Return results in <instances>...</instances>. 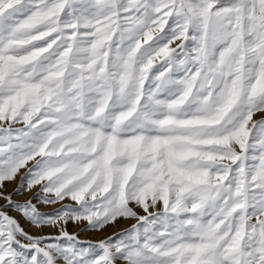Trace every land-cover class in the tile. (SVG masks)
Wrapping results in <instances>:
<instances>
[{
    "label": "snow or ice",
    "instance_id": "1",
    "mask_svg": "<svg viewBox=\"0 0 264 264\" xmlns=\"http://www.w3.org/2000/svg\"><path fill=\"white\" fill-rule=\"evenodd\" d=\"M0 198V264H264V0H0Z\"/></svg>",
    "mask_w": 264,
    "mask_h": 264
},
{
    "label": "rangeland",
    "instance_id": "2",
    "mask_svg": "<svg viewBox=\"0 0 264 264\" xmlns=\"http://www.w3.org/2000/svg\"><path fill=\"white\" fill-rule=\"evenodd\" d=\"M254 118H260L259 114H257V116ZM17 182L6 184V190L11 192L17 186ZM33 191H35V189ZM31 195H32L31 192H26V193H23L22 195L13 196L12 199L16 201H24L28 199ZM4 203L5 201L2 198H0V206L4 205ZM53 207H56V206L55 205H52V206L41 205L40 206L41 211H50L51 208ZM3 210L8 211L13 216H17V217L20 216V213H18L15 210H12V209H3ZM132 222L133 221L131 220H119L114 225L106 226L105 229L101 231H93V230L80 231V229L83 227V224L69 223L68 231L77 233L81 240L95 241V240L103 239L107 236H110L112 235V233L117 232L121 229L127 228ZM21 223L24 224L27 231L32 232L34 234L37 233V229L34 226H29L27 222L24 220H21ZM54 231H55L54 229H45V232H54Z\"/></svg>",
    "mask_w": 264,
    "mask_h": 264
}]
</instances>
